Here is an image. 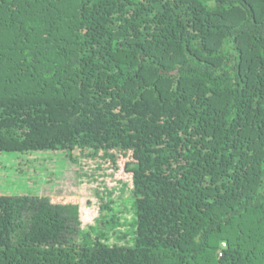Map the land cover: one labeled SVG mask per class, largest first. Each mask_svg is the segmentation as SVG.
I'll list each match as a JSON object with an SVG mask.
<instances>
[{"label":"trees","instance_id":"1","mask_svg":"<svg viewBox=\"0 0 264 264\" xmlns=\"http://www.w3.org/2000/svg\"><path fill=\"white\" fill-rule=\"evenodd\" d=\"M16 177L0 264H264V0H0Z\"/></svg>","mask_w":264,"mask_h":264},{"label":"rangeland","instance_id":"2","mask_svg":"<svg viewBox=\"0 0 264 264\" xmlns=\"http://www.w3.org/2000/svg\"><path fill=\"white\" fill-rule=\"evenodd\" d=\"M60 170L63 173L60 175L56 180L51 184V183H46V177L44 176H39L36 179L35 186L38 188V191L43 192V191H55V192H62L64 194H73L77 193V188H78V180L79 177L77 176L75 172V166L73 165L72 162H63L60 165ZM66 173V174H64ZM26 181V179H20V178H13L10 180H2L0 184L2 183V187L5 188L6 191L10 189H15Z\"/></svg>","mask_w":264,"mask_h":264}]
</instances>
